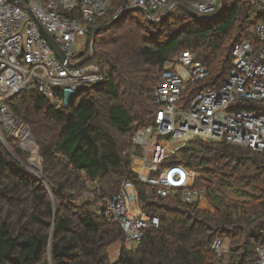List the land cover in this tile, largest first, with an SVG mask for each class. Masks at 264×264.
I'll list each match as a JSON object with an SVG mask.
<instances>
[{"label":"trees","instance_id":"16d2710c","mask_svg":"<svg viewBox=\"0 0 264 264\" xmlns=\"http://www.w3.org/2000/svg\"><path fill=\"white\" fill-rule=\"evenodd\" d=\"M169 1L177 7L154 22L140 10L115 20L126 0H112L92 35L91 63L105 82L81 89L70 107L53 108L38 92L12 99L13 113L32 129L43 167L40 177L26 168L27 155L12 140L8 145L18 159L0 147V264H221L212 249L216 239L230 242L227 264L258 260L264 248V152L194 139L192 148L181 150L183 161H165L217 183L202 175L195 182L210 188L213 211L183 203L181 192L149 195L151 188L125 155L136 130L153 122L156 74L167 61L190 51L208 68L210 77L187 93L192 98L226 83L235 43L248 40L259 47L255 27L264 13L249 0H225L223 15L203 20L181 7L190 8L192 0ZM237 108L264 114V106L251 103ZM87 180L101 189L95 199L80 198ZM125 180L135 183L142 214L160 218L135 250L121 247L122 229L98 213V203L113 199ZM228 188L242 192L239 199L228 198L222 191ZM116 245L120 256L113 261L110 249Z\"/></svg>","mask_w":264,"mask_h":264},{"label":"built area","instance_id":"2783aa9c","mask_svg":"<svg viewBox=\"0 0 264 264\" xmlns=\"http://www.w3.org/2000/svg\"><path fill=\"white\" fill-rule=\"evenodd\" d=\"M264 13V0H249ZM112 0H0V147L9 149L8 141L16 142L27 154L30 171L41 176L43 159L31 127L11 109L12 99L20 94L38 92L56 109L71 106L80 90L100 85L105 77L97 64L77 65V50L93 52L92 35L111 6ZM176 5L169 0H126L114 14L118 19L140 10L150 13L154 22H162ZM190 9L199 16L224 14L221 0H192ZM46 32L70 60V66L56 55ZM258 49L248 40L232 47V68L228 80L219 88L207 87L192 98L187 93L205 82L210 71L196 55L184 51L156 74L157 86L153 101L157 107L151 125L139 127L131 142L129 157L132 171L151 189L149 195L169 198L181 192L185 204H199L209 197L210 190L197 187L200 175L182 164L164 165L170 143L199 139L205 142H226L264 152V114L238 109L239 103L264 106V21L255 27ZM84 57V58H85ZM77 58V59H76ZM175 154V151L172 152ZM89 186L85 196L101 195L98 185ZM139 203L136 185L125 180L119 192L105 204L99 215L117 224L124 233L121 247L135 250L146 231L158 228V216L131 214ZM139 205V204H138ZM229 244V245H228ZM213 242L219 263L230 260V243ZM116 257L120 256V247ZM255 264H264V248L258 250Z\"/></svg>","mask_w":264,"mask_h":264},{"label":"rangeland","instance_id":"374dc122","mask_svg":"<svg viewBox=\"0 0 264 264\" xmlns=\"http://www.w3.org/2000/svg\"><path fill=\"white\" fill-rule=\"evenodd\" d=\"M207 18V17H206ZM253 27H251L250 28V32H252L253 33ZM94 46V45H93ZM82 53V50H80V51H78L77 50V56L78 55H80ZM35 137V136H34ZM193 146H191V144H190V141L189 142H178V141H174V142H171L170 143V152H169V157L167 158V160H168V163H169V160L170 159H172L173 157H177L178 158V160L180 159L181 161H183V159H181V157H182V155H181V150L182 149H184V148H192ZM9 153L10 152H12V150L10 149V147H9V149L7 150ZM173 151H175V154H173L172 152ZM13 153V152H12ZM11 154V153H10ZM14 154V153H13ZM26 154V153H25ZM15 155V154H14ZM27 155V154H26ZM15 158L16 159H18L16 156H15ZM27 160H29V159H27ZM25 165H28V161L25 163ZM192 171H194V172H196V173H198L199 175H202V177H205V179H208L211 183H212V185L214 186V187H216L217 186V183L214 181V180H210V178L207 176V175H205V174H202V173H200V172H198L197 170H194V169H192ZM31 172H33V174L35 173L34 171H32L31 170ZM89 186H94V185H92V184H88ZM210 189V188H209ZM86 191V190H85ZM227 196H228V198H231V199H239V196L241 195V193L242 192H238V190L236 189V190H229V188L228 189H223L222 190ZM243 191V190H242ZM81 195L82 196H80V198H87L86 196H85V192H82L81 193ZM79 198V199H80ZM50 199H51V201L53 202V204H54V206H55V208H57V202L55 201V199L53 198V196L51 195L50 196ZM205 201L206 202H204V204H201L200 206H199V204H197L198 205V207L200 208V209H203V210H208V211H213L214 209H213V207L211 206V204H210V201H209V198H205ZM139 204V203H138ZM134 205V207L133 208H131V214H141L140 213V210H142L141 209V205ZM98 207L99 208H101V201L98 203ZM225 241H226V243L228 244V243H230L229 242V240L228 239H225ZM229 245V244H228ZM120 247V245H116V248H115V251H113L112 249H110V256H111V258H115L116 257V254H117V252H118V250H117V248H119ZM116 259H117V257H116ZM229 261V256H228V259L227 260H225V261H222L221 262V264H227V262Z\"/></svg>","mask_w":264,"mask_h":264},{"label":"water","instance_id":"95a60500","mask_svg":"<svg viewBox=\"0 0 264 264\" xmlns=\"http://www.w3.org/2000/svg\"><path fill=\"white\" fill-rule=\"evenodd\" d=\"M221 2H222V7H223V9H224V4H225V0H221ZM177 7V6H176ZM179 7V6H178ZM189 15H191L192 17H195V18H197V19H199V20H203V18L201 17V16H199L195 11H193V10H191L190 8H186V7H183V6H181ZM172 9H171V11L169 12V14H171L172 13ZM168 14V15H169ZM146 15H147V17L150 19V20H152L153 21V19H152V17H151V14L150 13H146ZM213 18H217L216 16L215 17H213ZM44 33V35L46 36V38L48 39V41H49V43H50V45L52 46V48L54 49V51H55V53H56V55L58 56V58L63 62V63H65L66 65H68V66H70V60H69V58L64 54V52L59 48V46L53 41V39L44 31L43 32ZM93 48H94V46H93ZM92 58H93V55L92 54H89L87 57H85V58H83L81 61H79L78 63H77V65H84V64H86V63H88L89 61H91L92 60ZM51 106L53 107V108H56L57 107V102H53V103H51ZM11 153V155H13L14 157H15V155L12 153V152H10Z\"/></svg>","mask_w":264,"mask_h":264},{"label":"crops","instance_id":"0c3cea01","mask_svg":"<svg viewBox=\"0 0 264 264\" xmlns=\"http://www.w3.org/2000/svg\"><path fill=\"white\" fill-rule=\"evenodd\" d=\"M204 202H206L205 201V199H203V200H201L200 202H199V206L201 205V204H204ZM115 248H116V246H114V247H112L111 249L113 250V251H115ZM113 261L116 259V257L115 258H111Z\"/></svg>","mask_w":264,"mask_h":264}]
</instances>
